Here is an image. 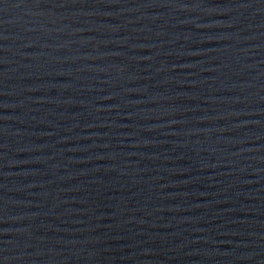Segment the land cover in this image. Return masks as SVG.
<instances>
[{"label":"water","instance_id":"obj_1","mask_svg":"<svg viewBox=\"0 0 264 264\" xmlns=\"http://www.w3.org/2000/svg\"><path fill=\"white\" fill-rule=\"evenodd\" d=\"M0 264H264V0H0Z\"/></svg>","mask_w":264,"mask_h":264}]
</instances>
